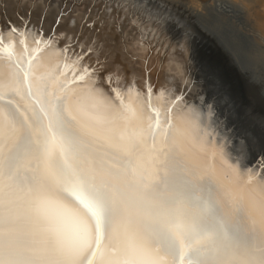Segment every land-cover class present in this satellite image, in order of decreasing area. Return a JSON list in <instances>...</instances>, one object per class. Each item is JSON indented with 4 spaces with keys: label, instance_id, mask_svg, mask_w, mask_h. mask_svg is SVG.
I'll return each mask as SVG.
<instances>
[{
    "label": "bare ground",
    "instance_id": "6f19581e",
    "mask_svg": "<svg viewBox=\"0 0 264 264\" xmlns=\"http://www.w3.org/2000/svg\"><path fill=\"white\" fill-rule=\"evenodd\" d=\"M162 2L0 0V264H114L129 235L157 264H264V217L242 196L264 178L251 109L264 104V0ZM86 88L109 133L74 112ZM200 103L216 121L194 150L181 117ZM70 232L68 250L55 237Z\"/></svg>",
    "mask_w": 264,
    "mask_h": 264
},
{
    "label": "clouds",
    "instance_id": "9594fccd",
    "mask_svg": "<svg viewBox=\"0 0 264 264\" xmlns=\"http://www.w3.org/2000/svg\"><path fill=\"white\" fill-rule=\"evenodd\" d=\"M72 107L76 115L97 132L106 134L112 130L106 102L99 95L98 90L84 89L72 99ZM214 121H216V112L213 104H190L185 116L181 117L187 145L194 150L201 149L207 136L214 131L212 127ZM223 163L226 169L225 179L229 183L239 185V165L231 163L226 158ZM242 196L253 213L264 217V178L244 187ZM33 209L37 213L43 212L44 199L42 197L36 198L33 202ZM55 238L59 246L68 250L73 248L78 239L71 232L66 235L57 234ZM124 248L125 253L118 257L114 264H157L152 252L132 235L125 238Z\"/></svg>",
    "mask_w": 264,
    "mask_h": 264
},
{
    "label": "rangeland",
    "instance_id": "374dc122",
    "mask_svg": "<svg viewBox=\"0 0 264 264\" xmlns=\"http://www.w3.org/2000/svg\"><path fill=\"white\" fill-rule=\"evenodd\" d=\"M162 1H165V3H168L169 4V2H172V0H162ZM202 6H204L205 4H207V2H211V0H197ZM216 1V0H215ZM163 4H165L164 2H162ZM180 4L181 3H178V4H176L177 5V7H181L180 6ZM166 5V4H165ZM91 8H92V5L89 7V8H87V12L89 13V11L91 10ZM83 9H85V7H83ZM20 20H22V18H20V17H18ZM94 19V22H96L97 21V19H98V17H94L93 18ZM6 25L7 26H10V22H6ZM89 25H93V23H89V24H87V26H89ZM98 31V30H97ZM96 31V32H97ZM12 32L13 33H15L16 31H14V30H12ZM69 44V43H68ZM76 45V39H72L71 40V42H70V46L71 47H73V46H75ZM252 60V59H251ZM264 61V60H263ZM252 63H253V65H255V63H258L257 61H251ZM260 62V61H259ZM206 63V64H205ZM203 65L205 66L204 67V69L207 71V73H211L212 75H217V74H227V72L225 71V70H222L221 68H219L218 70L217 69H215V68H213V67H211L209 64H208V61H205V62H203ZM259 67V71L260 72H263L264 73V69L263 68H261V63H260V65L258 66ZM223 83H226V82H224V81H222V85H223ZM220 86V85H219ZM223 91V90H222ZM223 92H225V91H223ZM226 93V92H225ZM231 95H232V93H230ZM243 95L244 94H242V96L240 95V107L241 108H243V107H245L249 102L247 101V100H245V98L243 97ZM233 96V95H232ZM255 105H253L252 107H251V109H252V111H254V112H256L255 114H258V115H260V112H261V114H263L264 115V104H259V103H254ZM258 104V105H257ZM241 108L239 109V108H236V109H232V113H233V115L235 116V118L234 119H236V121L238 120L239 121V123H240V119L242 118V115H243V111L241 112ZM232 115V116H233ZM250 116V118H249V120L251 119V120H253L254 118L252 117V115H249ZM254 117H256L255 115H254ZM242 122V121H241Z\"/></svg>",
    "mask_w": 264,
    "mask_h": 264
},
{
    "label": "snow or ice",
    "instance_id": "6c2138e0",
    "mask_svg": "<svg viewBox=\"0 0 264 264\" xmlns=\"http://www.w3.org/2000/svg\"><path fill=\"white\" fill-rule=\"evenodd\" d=\"M57 19L59 20V17H58ZM89 67L91 68V70H92L93 72H96V69H95L93 66L89 65ZM97 74L100 75L99 73H97Z\"/></svg>",
    "mask_w": 264,
    "mask_h": 264
}]
</instances>
